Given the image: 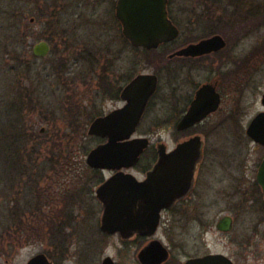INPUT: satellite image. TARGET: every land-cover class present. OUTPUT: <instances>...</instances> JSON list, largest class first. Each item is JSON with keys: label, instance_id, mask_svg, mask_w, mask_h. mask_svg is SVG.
Masks as SVG:
<instances>
[{"label": "rangeland", "instance_id": "374dc122", "mask_svg": "<svg viewBox=\"0 0 264 264\" xmlns=\"http://www.w3.org/2000/svg\"><path fill=\"white\" fill-rule=\"evenodd\" d=\"M31 1L0 0L1 12L9 5L25 10V20L13 36L17 53L8 55L0 45V264H26L38 253L47 254L56 264H82V257L83 264H94V257L100 264L105 255H111L119 264H132L134 241L124 242L119 235L109 236L100 229L102 207L89 190L91 184L98 183L97 176L86 163L89 151L102 141L88 132L91 117L109 112L122 103L112 100L108 91L103 92L99 74H94L99 71L98 67L90 70L92 65L78 56L72 58L71 73L63 62L65 59L53 53L44 59L34 57L33 71L26 68L23 62L26 42L31 49L37 41L49 37L55 14L52 5ZM178 2L183 3V11L176 9L172 13L184 31L177 45H181L184 37L198 36L208 30L196 22L201 17H218L219 27L234 29L235 34L241 26L245 27L234 43L237 60L246 59L241 64L250 63L242 81L245 89L241 100L226 102L218 115L198 125L193 133L202 134L205 163L247 161L252 165L264 154V148L258 147L246 134L251 120L264 110V22L259 21L264 17V0H176L172 8ZM97 4L95 19L103 22L108 7ZM89 10L84 9L82 17L75 15L71 20L77 25L75 37L84 42L93 29L90 25L86 32V23L95 22L90 19ZM31 18L36 20L33 31L26 24ZM123 49L122 64L118 62L115 71L116 58L108 57L107 66L112 67L107 69L105 84L109 91L117 90L120 81L130 72L133 59H138L136 69H154L144 63L153 54L140 51L136 56L129 51L130 47ZM164 64L169 68L161 69V73L169 78L178 70L175 66H179V60ZM210 72L204 70L203 78L210 76ZM167 81L163 82L160 94L134 135L148 136L151 140L152 147L147 153L153 152L160 143L173 149L189 136L176 131L177 116L173 119L176 112L171 109L169 97L175 79ZM212 172L213 166H208L202 180L203 185L210 183L212 188L204 200V220L231 208V203L221 199L216 190L227 185L220 184ZM236 212L243 222L236 224L233 239L213 231L208 236L210 244L236 257H243L239 254L244 252L248 258L246 264H264V227L255 231L245 227L251 217L249 211ZM199 228L192 223L185 232L187 249L200 245ZM91 245H97V249ZM238 245L246 249L240 250Z\"/></svg>", "mask_w": 264, "mask_h": 264}, {"label": "flooded vegetation", "instance_id": "af4514ba", "mask_svg": "<svg viewBox=\"0 0 264 264\" xmlns=\"http://www.w3.org/2000/svg\"><path fill=\"white\" fill-rule=\"evenodd\" d=\"M31 2H34L35 4H39V2H42V4H50L54 9L55 14L52 18V32L51 34H47L49 37L45 36L43 39L37 41L31 49L28 48L29 45L26 42V56L24 55V64L26 68H29V64L31 63V70H34L35 67L32 64L34 57L37 59H44L48 58V56L53 53V55L65 59L63 62L68 65V72L71 73L72 70L70 65L72 58L77 56L83 58L86 63L88 62L92 65L90 70L95 66L98 67L99 71H95L94 74L95 76L96 74H99L98 77L100 79V84L103 87V92L105 93L108 91L112 100L121 102L122 106L120 107L128 104V98L123 97L124 91L137 76L141 74H154L157 76V88L147 103L140 124L152 103L160 94L163 82H168L167 79H175L169 97L171 101V109L176 112L173 113V119L177 116L175 126L176 131L183 132V134L185 133L187 135L189 134L187 138L183 139V142L195 136L200 137L201 147L199 155L196 158H194V156L191 157L194 158L195 161L193 178L190 183L187 182L188 172H183V195L176 199L173 204L161 210L158 225L153 233L143 234L136 232L132 236L125 238L120 232L109 234L102 231L100 225L101 231L109 236L119 235L124 242L129 240L134 241V245H132V264H188L190 260L208 254H223L228 257L232 264H246L248 258L244 252L239 254L243 257H236L232 252L216 249L213 244H210L208 236L213 231H217L218 233L227 234L233 239L236 224L242 220L240 219L241 215L236 212L240 210L249 211L251 216L245 227H250L254 231L259 227H264V188L258 180V172L262 161L264 160V154L252 165L247 161L220 164L216 162L205 163L203 161L206 158L204 139L202 134L193 133V130L198 125L211 116L218 115L226 102L229 103L236 99L241 100L243 89H245V87H242V81L246 78L245 74L248 72L246 70L248 68L247 64L250 66V63L241 64V62H244L246 59H242L241 61H238L239 59L237 60L235 57L234 43L236 39H239L241 34H243L242 32H244L245 27L243 28L241 26L238 30L239 34H235L234 29L231 31V29L228 30V28H220V20L218 17H201L196 22H199V25L203 24L204 26H207L208 30L198 36L184 37L183 39L185 40L181 45H177L178 40L183 36L184 30L177 23L172 11L180 9L181 13L183 11V3L178 2V6L172 8L173 6H176V0H168V17L178 27L179 36L173 40L161 43L156 48H147L133 45L124 35L123 24L117 16V4L119 0H32ZM97 2L108 7V12L105 16L106 20L103 22L95 19L98 15V12L96 11L98 8ZM87 8L90 9L89 12H91L92 15L90 19L95 22L88 21V23H86V32H88V29L90 30V25H93V29L91 31L92 34L89 35L84 42L79 37H75V29H77V25L75 27V24H73L71 20L75 18V15H80L82 17L84 15V9ZM86 14L88 13L86 12ZM35 22V18H31L29 23L26 22L28 29L33 31ZM209 26H211V28H209ZM228 31H230V34ZM213 35H221L225 40V46L210 52L195 55L174 54L180 48H184L191 43H196ZM42 41L47 42L49 45V52L46 56H38L34 52L35 46ZM124 46L130 47L131 49L129 51L135 52L136 56H138L140 51H143L144 54H151V56L153 54V56L148 60H145L144 63L145 66H152L154 69H150L151 71L146 69H136L138 67V59H133V66L131 67L130 72L120 81L117 90L114 91L111 89L109 91V87L105 84L107 69L109 70L112 67L107 66L109 63L108 57L112 56L116 58V62L113 65L115 71L118 67L117 63L120 62V64H122ZM77 52L79 55H77ZM175 59L179 60V66H175L178 70L169 76V78H164L161 69L165 70L169 68V66H167V64L163 65V63L172 62V60ZM206 69L211 71L210 76L203 78L202 73ZM206 84L211 85L213 88V94L218 95L219 104L217 109L207 114L197 123L185 127L183 130H179V122L186 118L197 98L198 91ZM104 96L105 98L108 97L107 94ZM131 98L133 99V97ZM263 100L264 93L262 97V104L264 106ZM109 112L100 113V115ZM231 114L232 113L229 112L228 116ZM138 128L139 126L137 127V130ZM246 134L255 144H257L258 147L264 148V144L256 142L247 133V130ZM151 147L152 144L150 142L149 146L140 154L138 160L130 167H123L121 171L133 174L139 181L146 180L160 158L158 145L153 152L147 153ZM187 165L188 162L184 161L183 169L186 168ZM208 166H213L212 175L217 177L220 184L222 183L224 186L227 185L226 187H218L216 190L219 191L218 194L221 199L228 200L229 203H231V208L228 210L222 209L214 214V216L204 220V200L209 197L212 189L210 183H206L205 185L202 183L204 171L206 172V170H208ZM219 169L222 171H218ZM91 171L97 176L95 179L98 183L96 185L91 184L89 190L91 195L93 194L98 199L96 190L106 181L107 177L117 173V170L91 168ZM105 174L108 176L105 177ZM98 201L101 204L103 213V205L99 199ZM192 223H195L200 227L198 232L200 245H192L194 248L192 247V250H190L191 248L187 249V245H184V242L185 232L189 230ZM91 246H94L97 249V245ZM238 247H240V250L246 249L244 245H238ZM108 258H110L113 264H119L111 255H105L100 264H104ZM93 259V263L97 264L98 258L94 257ZM220 260L224 261L219 258L218 262ZM51 261L53 264H56L54 260L51 259ZM81 263L83 264V257Z\"/></svg>", "mask_w": 264, "mask_h": 264}, {"label": "water", "instance_id": "95a60500", "mask_svg": "<svg viewBox=\"0 0 264 264\" xmlns=\"http://www.w3.org/2000/svg\"><path fill=\"white\" fill-rule=\"evenodd\" d=\"M168 0H119L117 16L123 24L124 35L135 46L156 48L161 43L179 36L178 27L168 17ZM221 35H213L178 49L175 55H195L210 52L225 46ZM34 52L46 56L47 42L38 43ZM157 88V76L141 74L125 89L123 97L128 104L105 116L97 117L89 127L90 135L107 138L93 148L87 156L89 165L95 168L118 169L133 165L149 145L147 137H132L141 121L147 103ZM133 97V99L131 98ZM264 103V100H263ZM219 98L213 94L211 85H204L197 94L186 118L179 122L178 129L191 126L217 109ZM247 133L264 144V111L250 122ZM200 137L195 136L180 142L167 152L164 144L159 146L160 158L145 181L139 182L131 173L122 171L110 177L98 190L97 195L104 206L101 229L109 234L120 232L128 238L140 232L155 231L160 211L170 206L183 195V172H188L187 182L193 178L194 158L199 155ZM194 156V158H191ZM188 165L183 169V162ZM258 180L264 188V160L258 172ZM224 261H219L218 259ZM27 264H53L45 253L31 257ZM104 264H113L108 258ZM188 264H232L225 255H206L195 258Z\"/></svg>", "mask_w": 264, "mask_h": 264}, {"label": "trees", "instance_id": "16d2710c", "mask_svg": "<svg viewBox=\"0 0 264 264\" xmlns=\"http://www.w3.org/2000/svg\"><path fill=\"white\" fill-rule=\"evenodd\" d=\"M22 10L24 9L18 5L6 6L2 12L0 10V19L2 18L0 20V45H1V50L8 55H11V53L12 55H14V53H17L16 50L18 49V47L16 45V39L13 38V36L17 31L16 28L18 26L20 28L22 21L25 20V10L24 11ZM263 18L264 17H261L259 21L264 22ZM35 60H37V58H35ZM32 64H35L34 60ZM27 69H29L30 72L33 71L31 70V63L29 64V68ZM2 161L3 159L1 158V162ZM3 165H5L4 161H3ZM4 168L7 171H9L6 166H4ZM18 208L20 209V207ZM11 210L13 212L17 211L15 209H11Z\"/></svg>", "mask_w": 264, "mask_h": 264}]
</instances>
